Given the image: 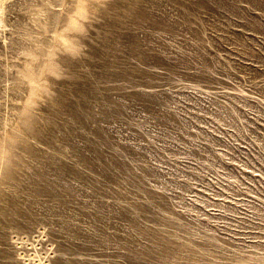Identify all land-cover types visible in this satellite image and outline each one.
I'll list each match as a JSON object with an SVG mask.
<instances>
[{
	"label": "rangeland",
	"instance_id": "rangeland-1",
	"mask_svg": "<svg viewBox=\"0 0 264 264\" xmlns=\"http://www.w3.org/2000/svg\"><path fill=\"white\" fill-rule=\"evenodd\" d=\"M0 264H264V0H0Z\"/></svg>",
	"mask_w": 264,
	"mask_h": 264
}]
</instances>
